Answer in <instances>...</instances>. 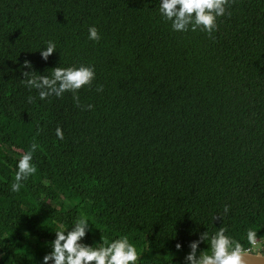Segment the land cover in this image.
I'll return each instance as SVG.
<instances>
[{"label":"trees","instance_id":"16d2710c","mask_svg":"<svg viewBox=\"0 0 264 264\" xmlns=\"http://www.w3.org/2000/svg\"><path fill=\"white\" fill-rule=\"evenodd\" d=\"M158 4L0 0V264H41L56 223L81 216L85 244L126 235L140 264H183L220 227L264 243V0H229L211 34L173 32ZM26 60L49 76L90 65L95 79L80 106L71 92L40 100L20 81ZM32 144L37 171L13 193Z\"/></svg>","mask_w":264,"mask_h":264},{"label":"clouds","instance_id":"9594fccd","mask_svg":"<svg viewBox=\"0 0 264 264\" xmlns=\"http://www.w3.org/2000/svg\"><path fill=\"white\" fill-rule=\"evenodd\" d=\"M229 0H159L158 14L170 23L173 32H188L200 29L211 34L217 27V18L226 13V5ZM87 38L90 41H99L100 35L95 26L87 29ZM56 52V43L47 41L46 47L39 51L43 61ZM29 69L21 72V83L28 90L35 89L40 100L49 97H62L65 92L73 93V100L79 105L78 90L88 86L95 79V70L90 65L55 67L51 69V75L37 74L31 70L32 65L25 61L21 66ZM97 91H102L98 88ZM32 98L29 97V102ZM91 109L92 105H87ZM57 140H63V132L55 129ZM36 144L30 145L15 164V179L11 184L13 193L19 192L26 181L37 169L32 163ZM224 214L229 211L225 206ZM90 223L87 217L81 216L71 225L57 222L54 239L48 244L50 251L41 260V264H140V254L134 243L130 242L126 235L118 238L104 240L94 246L85 244L84 238L89 233ZM245 239L248 247L226 234V229L220 227L215 232L204 231L197 240L189 243L188 253L183 258V264H246V258L252 257L264 261V244L258 243L257 233L247 230ZM207 242V248L199 251L201 243ZM177 251L181 245H175ZM255 249V253L253 250Z\"/></svg>","mask_w":264,"mask_h":264},{"label":"water","instance_id":"95a60500","mask_svg":"<svg viewBox=\"0 0 264 264\" xmlns=\"http://www.w3.org/2000/svg\"><path fill=\"white\" fill-rule=\"evenodd\" d=\"M246 264H264V261H261V260L256 259V258L249 257V258H246Z\"/></svg>","mask_w":264,"mask_h":264},{"label":"rangeland","instance_id":"374dc122","mask_svg":"<svg viewBox=\"0 0 264 264\" xmlns=\"http://www.w3.org/2000/svg\"><path fill=\"white\" fill-rule=\"evenodd\" d=\"M258 243L264 244L263 242H260V241H258ZM253 252H255V249L253 250Z\"/></svg>","mask_w":264,"mask_h":264}]
</instances>
